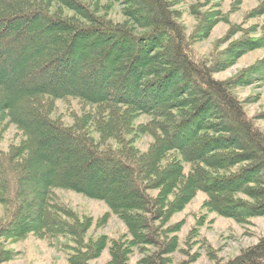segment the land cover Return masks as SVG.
<instances>
[{
  "label": "trees",
  "instance_id": "obj_1",
  "mask_svg": "<svg viewBox=\"0 0 264 264\" xmlns=\"http://www.w3.org/2000/svg\"><path fill=\"white\" fill-rule=\"evenodd\" d=\"M173 5L0 0V143L8 126L18 137L0 148V264L13 258L6 244L27 237L66 241L68 264H90L106 248L104 264H128L134 250L138 264H172L179 224L170 220L197 193L205 210L237 223L264 216V132L255 125L264 112L248 117L233 92L264 81V58L214 78L264 48V26L204 59L191 43L216 22L203 17L188 40ZM263 15L264 2L248 18ZM56 101L78 111L55 115ZM143 136L151 141L141 151ZM58 190L104 203L126 233L90 235L108 215H78ZM225 264H264V236Z\"/></svg>",
  "mask_w": 264,
  "mask_h": 264
},
{
  "label": "rangeland",
  "instance_id": "obj_2",
  "mask_svg": "<svg viewBox=\"0 0 264 264\" xmlns=\"http://www.w3.org/2000/svg\"><path fill=\"white\" fill-rule=\"evenodd\" d=\"M172 2L177 20L185 29L188 40L196 34L195 30L203 17L212 21L211 24L216 22L204 39L191 43L192 50L200 58L209 59L212 52L216 56L241 38L261 36L264 15L254 18L248 16L260 9L264 0H172ZM119 10L120 7H115L111 14L115 20H121ZM249 29H255L254 33L248 34ZM263 58L264 48L246 52L231 67L216 73L214 78L226 80L234 77ZM233 92L243 103L248 117L264 112V81L237 88ZM54 107L55 115L59 116L78 111L75 101H56ZM147 120V117H141L136 124ZM255 125L264 132L263 120H255ZM17 141L15 128L8 126L3 133L0 148L5 150ZM150 141V138L143 136L135 145L139 150L144 151ZM57 194L78 215L91 217L93 222L104 217L105 214L108 215L104 226L97 230L92 227L89 231L90 235L94 237L106 235L109 239H116L126 233L125 226L109 213L104 203L72 192L58 190ZM205 200V194L197 193L181 212L172 216L170 224H179L177 238L180 250L171 256L172 264H181L184 261H190V264H225L241 249L256 244L258 239L264 236V216L248 218L242 223H237L232 219L209 213L203 208ZM67 244L66 241L61 240L50 244L46 240H38L34 237H27L13 244L7 243L6 248L12 252L13 258L5 264H68L66 261L68 251L64 247ZM140 258L141 255L134 250L128 264H138ZM108 259L106 248L101 256L90 264H104Z\"/></svg>",
  "mask_w": 264,
  "mask_h": 264
}]
</instances>
